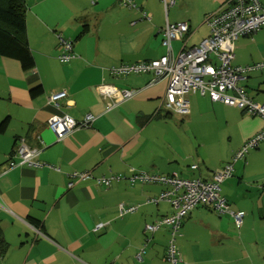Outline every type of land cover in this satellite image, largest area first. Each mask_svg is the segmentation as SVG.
I'll return each instance as SVG.
<instances>
[{"label":"crops","instance_id":"0c3cea01","mask_svg":"<svg viewBox=\"0 0 264 264\" xmlns=\"http://www.w3.org/2000/svg\"><path fill=\"white\" fill-rule=\"evenodd\" d=\"M23 1L35 66L24 71L17 60L0 56V123L9 120L0 136V227L9 250L0 264H170L171 228L145 227L174 213L169 201L148 203L170 187L130 178L145 172L208 181L263 129L264 119L199 93L189 95L188 115L161 116L166 82L151 86V74L114 78L108 69L163 57L167 24L190 28L172 43L175 54L199 44L210 33L207 18L232 0H175L167 10L162 0H133L141 12L119 0ZM262 29L238 39L234 66L264 60ZM65 43L77 55L69 62L59 58L67 53ZM102 84L139 92L108 111L98 91ZM238 85L264 103V70ZM61 90L68 97L50 104ZM89 113L95 116L91 126L61 142L48 128L54 115L82 121ZM199 119L206 121L204 132L190 137L197 150L188 152L186 130ZM21 139L40 151V166L19 163ZM81 173L91 176L69 188ZM100 178L113 180L107 186ZM221 194L233 211L245 213L242 226L236 232L229 216L198 206L175 237L180 264H264V141L234 163Z\"/></svg>","mask_w":264,"mask_h":264},{"label":"built area","instance_id":"2783aa9c","mask_svg":"<svg viewBox=\"0 0 264 264\" xmlns=\"http://www.w3.org/2000/svg\"><path fill=\"white\" fill-rule=\"evenodd\" d=\"M135 8L132 0H120ZM166 10L172 6L175 0H162ZM144 18L146 14L142 13ZM206 24L210 33L207 38L199 44L184 48L175 54L172 43L184 39L190 32L188 23L167 24L162 31V45L166 48V54L158 60L137 62L133 64H122L110 67L109 73L114 78H120L131 74H151L153 80L150 85L167 83L162 107L166 112L177 113L186 116L190 113L189 95L199 93L208 96L214 102H221L227 106L235 107L246 112L248 115L261 116L264 119V103H256L247 94L244 87H240L239 81L246 79L253 71L264 70V60L247 67L234 66L235 45L241 36L252 35L264 28V6L260 0H232V5L210 15ZM67 53L59 58L63 62L75 59L77 55L72 52V44L65 43ZM99 94L106 100V109L109 111L118 105L128 102L138 95V90L119 89L113 85L102 84L98 88ZM68 97L65 90L57 91L49 97V103L59 106L62 100ZM95 116L87 114L82 121L63 115H54L48 120V128L52 131L57 142L63 141L75 130L89 128ZM264 141V127L253 138L248 140L243 147L233 156L232 161L222 170L213 174L208 181L202 179H182L176 174L171 176L154 175L145 172L134 174L130 180L143 183H158L169 186L157 199L148 201L158 203L169 201L174 207L171 216L164 217L153 225H146V231L155 232L162 227H170L172 230V241L169 247L167 260L170 264H180L175 248V237L181 228L185 217L198 206L207 207L219 215L231 218L230 228L239 231L243 224L245 213L233 211L222 196L223 183L232 177L233 165L246 154L259 147ZM17 157L19 163L26 166H40L36 161L39 154L38 149H31L24 139L18 142ZM11 166L15 167L16 164ZM197 167L193 166L192 170ZM5 173V172H4ZM90 173L75 174L73 181L68 187L72 188L76 181L89 178ZM113 178H100L98 183L107 186ZM137 207L128 209L133 212Z\"/></svg>","mask_w":264,"mask_h":264},{"label":"trees","instance_id":"16d2710c","mask_svg":"<svg viewBox=\"0 0 264 264\" xmlns=\"http://www.w3.org/2000/svg\"><path fill=\"white\" fill-rule=\"evenodd\" d=\"M95 2L96 0H91L92 4H95ZM118 2L129 9L142 11L133 0L135 8H132L128 3H122L120 0ZM26 10L27 7L23 0H0V56L17 60L24 71H30L34 68L35 61L28 45ZM142 18L145 19L143 14ZM84 33L85 30L79 37ZM32 93L37 95L40 90L37 89ZM8 127V119L0 123V136L6 133ZM8 250L9 243L4 238L0 227V256H6Z\"/></svg>","mask_w":264,"mask_h":264},{"label":"rangeland","instance_id":"374dc122","mask_svg":"<svg viewBox=\"0 0 264 264\" xmlns=\"http://www.w3.org/2000/svg\"><path fill=\"white\" fill-rule=\"evenodd\" d=\"M262 30L264 31V28ZM260 48L262 50H264V46H261ZM161 112H162V114L160 113V115L161 116L164 115L165 111L162 110ZM157 116H159V115H157ZM175 117H179V116L176 115ZM204 117L206 119H209L208 116H204ZM156 122H157V120H156ZM205 124H206V121L204 119H199V123H198V126L197 127L194 125V126H191V127L187 128L185 136L187 137V141H188V145H187V151L188 152H194L195 150H197V148L193 146V143L191 142L190 137L191 136H194V135H197L198 136L201 133H203L204 131L201 130L200 128L204 127ZM199 150L201 152L202 149H199ZM205 151H206V153H210L211 152V149H207ZM205 151L203 150L202 152L205 154ZM203 153H201V154H203ZM194 157H195V155H194Z\"/></svg>","mask_w":264,"mask_h":264}]
</instances>
